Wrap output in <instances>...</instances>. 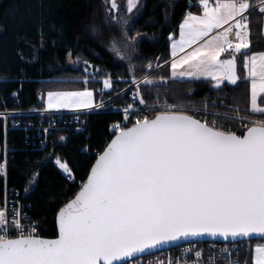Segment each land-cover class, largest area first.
I'll return each instance as SVG.
<instances>
[{
    "label": "snow or ice",
    "instance_id": "6c2138e0",
    "mask_svg": "<svg viewBox=\"0 0 264 264\" xmlns=\"http://www.w3.org/2000/svg\"><path fill=\"white\" fill-rule=\"evenodd\" d=\"M125 2L128 14L140 6V0ZM104 4L125 47L134 52L136 37H146L139 31L128 35V16L115 14L120 8L117 0ZM189 6H198L202 14L188 11L179 25V39L169 36L172 59L164 63L169 64L171 78H211L216 88L225 81L236 85L240 56L250 81V111L264 115V51L249 52L251 10L258 7L264 14V0L258 5L256 0H198L196 5L190 0ZM91 31L99 34L95 25ZM111 50L124 59L114 40ZM225 53L229 58L221 59ZM153 67L152 62L146 64L147 69ZM133 83L134 98L146 105L139 85L156 81L145 76ZM112 85L110 77L104 79L105 89L112 90ZM46 96V110L104 106L94 103V92L87 88L48 91ZM152 110L150 118L134 107L124 109L127 123L113 126L114 138L97 156L79 192L59 209L57 238L39 235L36 223L15 207L10 213L0 209V264H122L126 258L191 237L219 236L248 244L253 235L264 237V120L249 125L234 108L236 115L224 118L241 122L244 131L237 134L223 130L216 120L210 124L186 114L182 104L153 105ZM55 163L72 178L66 162L57 158ZM0 174L6 175L3 164ZM223 251L228 253L227 248ZM254 264H264V243L254 248Z\"/></svg>",
    "mask_w": 264,
    "mask_h": 264
},
{
    "label": "trees",
    "instance_id": "16d2710c",
    "mask_svg": "<svg viewBox=\"0 0 264 264\" xmlns=\"http://www.w3.org/2000/svg\"><path fill=\"white\" fill-rule=\"evenodd\" d=\"M95 4V0H0V113L44 109L48 91L87 88L98 100V76L83 70L85 60L100 71V78L110 77L113 81V89L102 98L110 99V110L84 114L83 132H61L65 139L61 141L59 134L55 146L43 150L30 134L12 126V117H0V164L6 161V175L0 174V209L6 190L17 195L27 217L37 222L49 238L57 236L55 220L59 209L79 191L95 159L113 137V126L124 120V112L115 109L128 106L130 100L123 91L133 78L144 76L147 63L152 62L153 69L157 63L164 65L152 74L154 78L164 77L163 81L141 85L140 96L146 101L141 111L150 118L154 115L153 104L166 100L184 103L187 109L239 108L241 115L264 119V115L250 112L249 79L242 57L238 65L240 80L235 86L215 89L210 81L170 78L169 66L164 63L170 59L169 36L177 35L188 11L198 12L189 6V0H142V8L127 26L128 35L139 31L152 39L137 45V59L131 69L118 63L108 49L95 41L91 28L100 22ZM118 4L119 11L125 12V0ZM250 27L249 52L264 51L261 23L255 20ZM69 56L74 64H67ZM186 114L205 120L190 111ZM219 121L223 130L242 132L234 120ZM57 158L68 164L72 180L56 166Z\"/></svg>",
    "mask_w": 264,
    "mask_h": 264
},
{
    "label": "built area",
    "instance_id": "2783aa9c",
    "mask_svg": "<svg viewBox=\"0 0 264 264\" xmlns=\"http://www.w3.org/2000/svg\"><path fill=\"white\" fill-rule=\"evenodd\" d=\"M190 3V0H189ZM193 5L198 4V0H191ZM257 5L259 0H256ZM195 7L200 13L201 9L198 6ZM258 7L251 10V13L257 11ZM135 91L130 89L127 93V96L130 100V103L127 107H134L141 111V104L139 99L134 98L133 93ZM38 99H41V95H38ZM109 101V100H108ZM108 101H100L96 105L103 103V107H96L93 110H80V111H46V110H33L29 112H20V113H0V117L5 118L12 117V126L18 129H22L31 137L36 140V144L40 147V150H43L47 147L55 146L57 143L58 135H61V132H71V133H81L83 132V125L85 122L84 114L89 112H99L110 110L107 107ZM125 107V108H127ZM115 109L124 112V109ZM130 119V118H129ZM126 121H122L119 124H125ZM47 129V132H45ZM114 129L112 128V131ZM6 165V161H4ZM68 179L69 178L67 174ZM5 200L7 205L5 206ZM19 210L23 215H26L25 205L18 198L17 195L13 196L7 190L5 191L4 201L1 206V209L6 210L10 213L13 208ZM9 218H11L9 216ZM30 221H32L30 219ZM34 222V221H32ZM24 224H28V220L22 221ZM36 223L38 234L42 237L45 236L43 231L40 230L39 225ZM11 235H15L13 230ZM227 248L228 253H231L229 256L228 253H225L223 250ZM201 252L200 257L196 256V252ZM252 254V246L246 242H190L178 245L174 248H170L152 255L145 257L137 258L131 261H139V264H169V261H172L173 264H229V260L236 261L239 259L240 264L246 260L250 264ZM130 262V261H129ZM126 263V264H129Z\"/></svg>",
    "mask_w": 264,
    "mask_h": 264
},
{
    "label": "rangeland",
    "instance_id": "374dc122",
    "mask_svg": "<svg viewBox=\"0 0 264 264\" xmlns=\"http://www.w3.org/2000/svg\"><path fill=\"white\" fill-rule=\"evenodd\" d=\"M96 2V6H97V9L100 13V22H98L96 24L97 28H98V32L99 34H93L94 36V39L97 43H100V45H102L103 47H105L106 49H108L113 55L114 57L116 58L117 62L118 63H121L123 65H126L128 68H132L134 63L136 62V59H137V53H136V50H137V45L141 42L140 40V37H136V44H134L133 46L135 47V51L134 52H129V50L125 47V44H124V38H123V34L122 32L120 31V28L118 25H116L115 23H112L111 20H110V17L106 14V6L104 4V0H95ZM118 2H120V0H118ZM142 8V0H140V6L136 9L133 10V13L131 14H128L125 10L124 11H119L118 13H115L116 15L118 16H128V19H129V25H131V21H133L134 17L137 15L138 11H140V9ZM135 35H133L134 37ZM141 37H146V39L148 40H151L152 37L149 35V34H146V33H142L140 34ZM173 38L175 40H178L179 39V36L178 37H175V35H173ZM144 39V40H146ZM115 41L117 43V45L121 48V53L124 55V59L121 60L115 52H113L111 50V45H112V41ZM170 43H172V41L169 40ZM191 50V49H190ZM74 61L72 60V58L69 56L68 57V61H67V64L68 65H71V64H74L73 63ZM166 64V63H165ZM164 66V65H163ZM85 69H87L85 71ZM160 68H155V69H146L145 70V74L144 76L140 77V78H133L131 80V82L127 85V87L125 88V90L123 92L125 93H128L130 89L134 90L136 92L137 90V85L133 83V80H137V81H140L142 80L145 76H149L151 77L152 79H154L156 82H158L160 79L159 78H154L152 76V74H154L157 70H159ZM83 70L89 74V75H93V74H96L98 77H96L95 79L97 80V82L99 83V87H98V91L100 92V96L98 98V100H94V103L95 104H98L101 101H104L102 98L104 96V94L106 92H110L111 90L109 89H105L103 87V81L104 79H107V78H100L99 77V74H100V71L96 68H94L93 66H91L90 64H87V65H83ZM176 79H180V78H176ZM215 83V82H214ZM141 85L142 83L139 85V95H141ZM112 89H113V85H112ZM81 90H84V89H81ZM81 90H60V91H81ZM91 90V89H89ZM93 91V90H91ZM94 92V91H93ZM121 92V93H123ZM95 96V94H94ZM110 100V99H108ZM47 96L45 97L44 99V104L45 106H47ZM157 103H154L153 105H155L157 108H160L161 105L167 103V104H171L170 102H167L166 100H157L156 101ZM172 104H182L184 106H187L186 104L184 103H172ZM107 106H108V103H107ZM80 110H85V109H79V110H69V111H80ZM188 111L194 113V114H198L200 115L201 117H203L205 120H207L210 124L213 120H216L217 122V125L219 126V120L220 119H223V120H228V119H225L224 118V114H229V115H236V113L234 112V110H231V109H225V110H219V109H213V108H207V107H204V106H191ZM187 111V112H188ZM212 113H219L220 115L218 116H214L212 115ZM140 115H146L144 114L142 111H140L139 113ZM241 115V113H239ZM244 116V115H242ZM247 117V120L244 121V123H248L249 125L251 124L252 121H256V120H264L262 118H257V117H250L248 115H246ZM130 120L133 119V117H129ZM236 123H237V126H238V129L239 131H244V129L242 127H240V121L238 120H234ZM56 159L54 160V163H55ZM56 164V163H55ZM56 166H58L56 164ZM59 167V166H58ZM59 169L65 173L60 167ZM67 174V173H65ZM34 181H35V178L33 179L32 181V185H31V189H32V186L34 185ZM261 243H264V241L262 242H253L251 243L252 247H253V250H252V264H254V248L256 247L257 244H261Z\"/></svg>",
    "mask_w": 264,
    "mask_h": 264
},
{
    "label": "water",
    "instance_id": "95a60500",
    "mask_svg": "<svg viewBox=\"0 0 264 264\" xmlns=\"http://www.w3.org/2000/svg\"><path fill=\"white\" fill-rule=\"evenodd\" d=\"M226 59V58H225ZM216 83V82H215ZM215 83H213V87H214V85H215ZM224 85H229V86H234V85H232V84H230V83H228L227 81H225L221 86H220V88L222 87V86H224ZM215 89H218V88H216V87H214ZM195 118V117H194ZM114 138V136L110 139V141L112 140ZM109 141V142H110ZM108 142V143H109ZM107 143V144H108ZM106 147V146H105ZM105 149V148H104ZM103 149V150H104ZM96 160V159H95ZM94 163H95V161H94ZM94 163L92 164V165H94ZM92 167V166H91ZM91 169V168H90ZM89 172H90V170H89ZM89 174V173H88ZM87 179V178H86ZM86 181V180H85ZM80 190V189H79ZM79 192V191H78ZM77 192V193H78ZM76 193V194H77ZM75 194V195H76ZM75 195L71 198V199H74L75 198ZM70 199V200H71ZM69 200V201H70ZM68 201V202H69ZM55 224H56V229H57V236H58V225H57V215H56V220H55ZM57 236L56 237H54V238H49V237H44V238H46V239H55V238H57ZM251 240H254V241H264V237H258V236H256V235H253L252 237H251ZM241 241H243V240H240V239H237L236 241H233L232 240V238H229L228 240H224L222 237H219V236H217V237H211V236H208V235H205V236H201V237H191V238H189V239H187V240H180V241H177V242H175V243H172V244H168V245H162V246H160L159 248H157V249H153V250H151V251H148V252H145L144 254H137L135 257H133V258H126V260L124 261V262H122V264H125V263H127L128 261H130V260H133V259H136V258H139V257H144V256H148V255H151V254H155V253H158V252H161V251H164V250H167V249H170V248H174V247H176V246H178V245H181V244H184V243H190V242H197V243H204V242H227V243H233V242H241Z\"/></svg>",
    "mask_w": 264,
    "mask_h": 264
},
{
    "label": "crops",
    "instance_id": "0c3cea01",
    "mask_svg": "<svg viewBox=\"0 0 264 264\" xmlns=\"http://www.w3.org/2000/svg\"><path fill=\"white\" fill-rule=\"evenodd\" d=\"M193 13L194 14H201V13H199L197 11H193ZM249 19H250V26H251V23L253 24V22H255V20H257V21H259L261 23V33H262V36L264 37V14L259 13L258 10L257 11H254V12L251 13ZM250 35H251V33H250ZM178 36H179V29H178V33H177V35H175V37H178ZM169 46H170V59L168 61L170 62L171 59H172V56H171V43L170 42H169ZM188 51H190V49H188ZM258 52H261V51H258ZM181 55H183V53H181ZM225 58H229V56H228L227 53H225L224 55L221 56V59H225ZM239 58H240V56H237V73H238ZM167 65L169 66V64H167ZM185 67H187V66H185ZM169 69H170V67H169ZM238 75H239V73H238ZM170 78H171V72H170ZM171 79H173V78H171ZM173 80H193V81L204 80V81H210L211 83H214L215 82L211 78H204V77H201L200 79L183 78V79H173ZM249 96H251L250 81H249ZM262 99H264V98H262ZM258 102H260V101L258 100ZM261 106H264V103H261ZM249 107H250V101H249ZM46 108H47V106H45V108L42 109V110H46ZM62 110L63 111H66V110L69 111V110H73V109H59V110L52 109V110H46V111H62ZM256 115H261V114H256Z\"/></svg>",
    "mask_w": 264,
    "mask_h": 264
}]
</instances>
